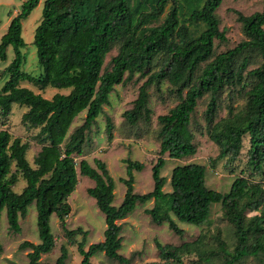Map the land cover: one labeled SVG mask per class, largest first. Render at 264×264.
I'll use <instances>...</instances> for the list:
<instances>
[{"label": "trees", "instance_id": "16d2710c", "mask_svg": "<svg viewBox=\"0 0 264 264\" xmlns=\"http://www.w3.org/2000/svg\"><path fill=\"white\" fill-rule=\"evenodd\" d=\"M40 0H26L20 13L11 19L0 38V60L6 61L7 48L12 47L13 60L2 70L6 81L0 92V116L6 118L12 105L26 108L21 124L35 130L33 139L39 149L28 160L30 143L0 130V218L5 213L8 228L20 233L19 219L25 218L33 205L40 242L23 241L20 248L29 249L28 264L40 262L42 255L54 250L55 238L50 219L55 216L68 236L82 233L76 242L81 264H91L98 253L127 264L120 254L121 225L137 203L153 201L146 209L151 221L177 236L184 231L178 221L202 228L210 218L211 208L219 204L222 218L232 227L231 248L219 230L211 237L201 232L191 242L180 245L161 244L154 239L158 262L149 264H237L245 258H264V188L252 178L264 177V6L260 12L244 15L234 9L236 23L243 38L234 46L216 52V40L227 42L226 28L221 29V9L225 0H43L41 19L33 34L38 75L21 69L25 46L22 21L38 6ZM219 12V13H218ZM116 50L105 63L109 54ZM142 81L130 109L122 113L131 126L149 121L150 96L147 89L160 92L166 83L169 93L178 101L166 114L159 115V152L151 166L153 188L145 194L134 192L133 171H142L141 162L125 159L127 178L119 181L125 193L119 206H114L115 181L107 165L94 159V166L76 157L90 130L96 126L103 108L117 85ZM27 82L39 90L48 87L65 90L50 99L20 86ZM244 100L243 107H228L227 116L216 118L223 93ZM206 98L204 120L207 136L218 148L217 159L225 168L236 162L247 140L246 170L236 176L226 193L206 185V168L189 163L172 168L170 191L161 172L170 160L196 155L197 146L190 130L191 118L198 102ZM85 113L81 125L75 120ZM107 140L112 141V124L105 121ZM92 180L86 193L94 199L104 215L103 240L90 244L80 228L66 229L65 217L70 213L67 202L79 178ZM251 177V178H250ZM19 181L25 183L14 191ZM249 212H256L249 216ZM210 240H212L210 242ZM2 247L0 244V253ZM67 249L62 246L54 264H65ZM189 256L188 263L184 257Z\"/></svg>", "mask_w": 264, "mask_h": 264}, {"label": "rangeland", "instance_id": "374dc122", "mask_svg": "<svg viewBox=\"0 0 264 264\" xmlns=\"http://www.w3.org/2000/svg\"><path fill=\"white\" fill-rule=\"evenodd\" d=\"M25 1L0 0V38L6 32L11 19L20 13L21 5ZM42 3L43 0H40L38 6L31 12L28 18L21 22L22 37L25 41V46L21 49L23 55L21 69L35 76L40 73V69L37 64L33 34L41 19ZM263 6L264 0H225V8L221 9L220 12L222 18L220 27L221 29L224 27L227 30V42L220 43L216 40L215 51L217 53L222 52L236 45L243 38L240 26L236 23V16L232 10L236 9L244 15H250L256 11L260 12ZM6 53V61L0 60V74L14 58L12 47H8ZM115 53L116 50H113L109 54L105 62L107 65ZM6 79L7 76L3 77L0 75V90ZM141 82L140 80H133L124 85L114 87L109 97V105L103 108L104 111L97 118L96 126L88 133L83 148V155L75 159L77 163L81 159H84L92 166H94V159H100L106 163L109 174L115 181L114 200L112 204L116 207L120 205L125 193V186L119 181L120 178H127L126 165L123 162L125 159L141 162L144 166L140 172L133 171L134 192L137 194H145L152 190L151 166L155 163L159 155V140L157 135L159 124L157 117L166 114L178 101L174 94L169 93V87H167L168 85L166 83L161 86L162 90L160 92L155 90V86H150L147 89L150 96L149 108L152 111L150 120L146 122L140 121L135 126L129 125L123 119L122 113L131 108ZM20 86L29 88L34 93L40 94L47 99H50L55 93L68 92L52 87L39 90L27 82H21ZM206 102L207 99L205 97L198 102V108L191 118L190 130L194 135V143L197 146L196 155L181 160H170L167 155H164L166 164L161 175L167 180L163 189L165 192L170 191L169 177L172 168L177 165L196 163L205 166L207 187L221 193H226L229 190L234 178L240 175L242 170L245 171L244 176L246 177L251 172L250 170H246L245 167L246 150L248 147L247 140L244 141L240 158L232 163L230 167L225 168L223 166V160L217 159L218 148L209 141L206 132L207 124L204 120ZM243 104L244 100L242 98L233 96L232 99H229L227 92L223 93L219 101L216 118L227 116L228 107L239 110L243 107ZM26 110V108L16 104L12 105L11 112L6 118L0 116V130L7 129L13 138L18 137L22 141L30 143V149L27 152V158L30 161L37 153L39 146L33 139L36 131L27 130L21 124V116ZM84 115V112L80 114L75 120L74 126L81 125ZM106 118H109L112 124L113 139L111 142L107 140V133L105 132ZM252 181L259 183L264 188V177L256 176L252 178ZM92 183V180L87 177L81 176L79 178V183L68 197L67 202L70 206V213L65 217L66 229L75 230L80 228L87 233L85 237V250H87L90 244L103 240V232L105 229L104 215L98 210L94 199L86 193L87 188L92 187ZM24 185L25 183L23 181H19L14 187V191L20 192ZM152 206L153 201L145 204L137 203L134 211L127 218L117 222V224L121 225L120 236L122 237V248L120 254L128 259L127 264L158 262L154 239L158 240L161 244L169 243L180 245L183 242L193 241L201 232H205L211 237L219 230L229 246L232 248L234 245L233 229L222 218L219 204L212 206L210 218L202 228L178 221L177 225L184 231V234L180 237L170 231L166 224L157 226L151 221L145 210L151 209ZM255 213L249 212L248 214L251 216ZM19 225L21 229L20 233L15 234L10 231L5 219V213H2L0 218V244L2 247L0 264H28L27 254L30 250L20 248V244L23 241H28L33 244L40 242L36 229V211L33 205L28 207L25 218L19 219ZM50 226L55 238L54 250L47 255H42L40 262L54 264L60 255V248L64 246L68 252L65 264H81L82 256L77 251L76 242L82 239L83 234L78 233L75 236H68L62 230L58 219L54 215L51 216ZM183 259L185 263H188L190 257L185 256ZM90 263L121 264L107 258L104 253H98L96 256L91 257ZM237 264H264V258L262 256L245 258Z\"/></svg>", "mask_w": 264, "mask_h": 264}]
</instances>
